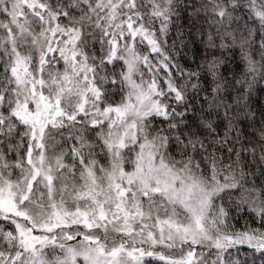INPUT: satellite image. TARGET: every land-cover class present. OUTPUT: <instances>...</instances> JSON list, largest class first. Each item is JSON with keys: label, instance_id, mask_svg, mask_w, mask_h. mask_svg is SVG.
<instances>
[{"label": "rangeland", "instance_id": "374dc122", "mask_svg": "<svg viewBox=\"0 0 264 264\" xmlns=\"http://www.w3.org/2000/svg\"><path fill=\"white\" fill-rule=\"evenodd\" d=\"M137 5L98 0L83 17L63 9V19L49 1L0 0V35L8 34L0 40L9 45L13 86L9 100L0 94V133L15 118L28 140L15 169L0 154V264H224L230 246L264 248V237L225 234L211 221V201L223 185L189 174L140 136L167 103L157 81L142 76L150 60L139 45L154 55L160 46L134 16ZM86 26L105 34L108 61L124 62L128 93L118 104L102 103L83 47ZM81 121L105 126L109 163L90 162L77 179L63 174L73 167L64 152L50 153L47 129ZM135 144L127 167L125 152Z\"/></svg>", "mask_w": 264, "mask_h": 264}, {"label": "trees", "instance_id": "16d2710c", "mask_svg": "<svg viewBox=\"0 0 264 264\" xmlns=\"http://www.w3.org/2000/svg\"><path fill=\"white\" fill-rule=\"evenodd\" d=\"M45 1L65 18L63 9L83 17L98 0H90V6L79 0ZM136 1L134 16L153 30L160 46L154 55L139 45L151 62L142 76L157 81L167 103L162 115L145 121L140 136L153 140L166 160L189 174L223 185L210 205L211 221L221 232L264 237V0ZM88 29L83 28V47L95 66L102 103L118 104L128 93L124 62L108 61L105 34ZM8 53L9 45L0 40V94L9 100ZM103 127L81 121L67 130L47 129L55 149L50 153L64 152L65 164L73 166L71 172L66 166L63 174L79 179L90 162L108 166ZM26 132L15 118L3 123L0 154L13 169L25 158ZM136 147L125 152L127 167ZM224 256V264H264V248L257 245L230 246ZM145 264L167 263L148 259Z\"/></svg>", "mask_w": 264, "mask_h": 264}]
</instances>
